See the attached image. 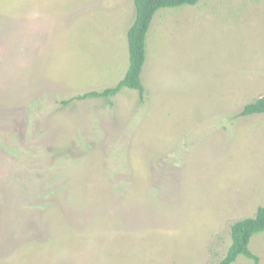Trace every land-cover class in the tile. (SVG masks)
I'll list each match as a JSON object with an SVG mask.
<instances>
[{
    "label": "rangeland",
    "instance_id": "1",
    "mask_svg": "<svg viewBox=\"0 0 264 264\" xmlns=\"http://www.w3.org/2000/svg\"><path fill=\"white\" fill-rule=\"evenodd\" d=\"M0 0V264H217L264 207V0ZM250 251L264 264V232ZM234 264H255L239 256Z\"/></svg>",
    "mask_w": 264,
    "mask_h": 264
},
{
    "label": "trees",
    "instance_id": "2",
    "mask_svg": "<svg viewBox=\"0 0 264 264\" xmlns=\"http://www.w3.org/2000/svg\"><path fill=\"white\" fill-rule=\"evenodd\" d=\"M204 0H134L136 12L135 22L128 30L129 67L124 78L114 87L106 88L101 92H90L77 97V100L111 98L117 96L124 88L137 90L141 99L145 89L141 75L146 63L147 36L155 15L163 9L195 6ZM264 114V96L247 104L240 116L248 117ZM264 232V207L258 208L256 216L235 223L231 227V246L226 256L217 264H234L239 256L260 263L258 256L250 249L253 236Z\"/></svg>",
    "mask_w": 264,
    "mask_h": 264
}]
</instances>
